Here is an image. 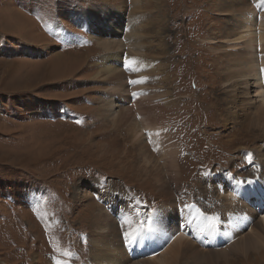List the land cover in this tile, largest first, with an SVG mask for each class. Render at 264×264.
<instances>
[{"label": "rangeland", "instance_id": "374dc122", "mask_svg": "<svg viewBox=\"0 0 264 264\" xmlns=\"http://www.w3.org/2000/svg\"><path fill=\"white\" fill-rule=\"evenodd\" d=\"M248 1L255 6L254 0ZM234 18L219 15L216 0H0V264H149L146 260L159 249L136 254L137 242L128 246L118 239V252L114 247L107 254L104 247V252L91 250L94 224L104 229L103 223L117 216L108 212L116 207L104 195H111L117 205L126 202L142 219L164 204L177 218L184 210L183 222L190 220L191 207L218 217L210 223L214 227L207 245H197L195 253L181 251L170 264H264V235L259 234L258 250H242L246 236L236 230L245 219L232 227V218L240 213L216 195L213 204L197 194L201 184L214 185L211 175L246 176L255 164L239 159L234 167L216 168L217 162L206 166L215 151L206 134L220 137V142L237 136L234 146L222 147L229 153L223 161L237 156L238 148L251 147L247 152L255 155L254 147H262L243 141V132L226 135L236 125L222 121L229 62L222 55L220 36L235 27ZM137 27L139 45L128 36ZM208 36L220 42L210 43ZM127 52L136 57V71L124 70L116 77L103 73L112 54L123 62ZM138 76H146L145 83L133 95L135 84L129 82ZM165 91L177 92L176 106L165 102ZM161 97V106L171 110L168 125L176 127L174 142L184 146L180 163L189 166L191 177L176 188L161 166L156 170L148 163L146 172L133 165L127 189L120 175L110 171L132 159L135 163L136 156L127 159L123 151L136 144L132 130L152 104L163 103ZM112 98L114 109L107 112ZM256 109L253 105L248 110L250 116ZM243 115L238 112L242 125ZM105 143L117 155L107 156L101 150ZM201 144L208 159L194 165L188 146ZM160 182L165 185L161 191ZM186 192L195 201L188 209ZM116 233L121 237L119 229Z\"/></svg>", "mask_w": 264, "mask_h": 264}, {"label": "bare ground", "instance_id": "6f19581e", "mask_svg": "<svg viewBox=\"0 0 264 264\" xmlns=\"http://www.w3.org/2000/svg\"><path fill=\"white\" fill-rule=\"evenodd\" d=\"M250 2L251 1L248 0H216V6L217 10H219V15L223 16L224 18V16L227 17L234 14V20L236 22H234L235 27L233 29L227 28L224 31L222 30L223 34L220 36L221 40H223L222 55H224L227 58L226 61L229 62L228 66L226 67V71L224 70V76L226 77V81L224 82L227 83V89L225 91L226 96L224 99V102L226 103V111L224 115L226 117L222 121L224 122L223 125L235 124L237 126V124H239L242 127H229L227 128L229 129V132L226 135H240L241 132H243L241 135L246 138L243 141L249 143L250 145L260 142L262 147H254L257 150H255V152H257L255 155H253L254 153L247 152L253 150L250 149L251 147L243 149L238 148L237 156L225 159L223 161L221 160V157L223 159L227 158V154L229 153L222 152V147L226 146L230 148L234 146V144H236L237 136H232L234 138L229 141L226 140L225 142H220V137L215 136V138H212L214 136L210 137V135L206 134V138H210V141L208 142L210 143V146L215 147L213 158L207 161L208 163L206 166L213 165V162H217L216 168L224 169L225 167H234L237 165H234V163H236V161L239 159L242 160V163L247 161H255V164L249 169L250 173L246 176L232 178L229 175L221 176L213 174L209 180L214 185L211 187L209 183L205 182L204 185L201 184L199 187L200 191L197 193L199 198L203 197L206 199V201L212 202L213 204L215 201L212 200L217 196L222 200V202L225 203V207H229L240 213L241 216L238 215L236 217L237 219L234 217L233 219L230 216L233 221L236 220L234 222H230V224H233V226L231 225L232 227L236 228L238 224H241V221H238V219H245L243 226H239L238 231L234 229L236 232L246 236V238L240 243L242 247L241 249L244 251H247V249L249 250L251 248H253V250H258L262 244L261 240L259 239V234L262 233L264 235V71H262L264 70V0H254V7L250 6ZM257 5H260V7H257ZM91 13L94 14L96 11L93 10ZM117 22L118 21H115L113 25H111V23H106V27L105 25L102 27L107 29L116 25ZM136 30L134 32H129L128 36L135 42V44H138V42L140 44V39H136V35L139 36L140 34L139 27H137ZM214 38L216 37H207V39L210 40V43L220 42L219 39L216 40ZM107 45L109 46V43L105 44L104 48H108ZM254 55H256L257 58H255V60ZM111 56V62H109V64H107L103 70V73L107 76L111 75L116 77L118 74H122V71L128 69L131 73H133L140 67L139 65L137 66L135 55L128 52L125 53L124 57H122L124 59L123 62H118L121 60L118 59L116 54H112ZM250 57L253 59L246 60V58ZM129 60L133 61V63L127 64V61ZM144 78H146V76L143 78L142 76H138V78L135 80ZM144 83L145 82L135 84V94L141 93L140 87ZM250 90L255 91V95L253 97H249L251 93ZM175 94H177V92H166L165 96L167 97V100L165 102L175 104L176 106V100H173ZM114 99L115 98H112L110 100V104L107 103V105H105L108 108H105L107 112L114 109ZM158 99L162 100L163 103L156 102L155 104H152L151 107L148 108L146 115L143 117V121L139 123L137 130H132V138L136 144H132L131 147L123 151L122 156L125 158L127 157V159L129 158L128 155L136 156L135 163L132 159V161L126 163V165H123L122 168L120 167L118 171H110L114 175H120V181L124 182V186L127 189L132 185V177H134L133 165H136L137 169L141 166L146 172L148 163L153 164L156 170H158L161 166L163 170L168 173L169 180L175 185L176 188L180 187L185 178L188 179L191 177L189 174L191 172L189 166L185 162L180 163L179 154L181 150H183L184 146H182L180 143L177 144L174 142L176 135H174L173 132L176 127L174 125H168V121L166 120L170 117L171 110L165 106H161V104H164V99H162V97ZM253 105L256 106L257 111L256 113L254 112L255 114H253V116H250L248 110ZM239 111L244 113V125L239 123L237 119ZM248 124H251L252 126H249ZM141 129L145 130V132ZM239 129L243 131H240ZM109 134H112V132ZM178 136L179 135H177V137ZM102 139H107L105 138L104 133L102 135ZM243 141L238 140V142ZM103 144L101 146V150H106L108 152L107 156L111 157L114 154L117 155V150L114 151L108 147L109 143H105V145ZM91 145L94 146V144ZM202 145L203 144L198 146L196 149H190L188 146L187 156L194 154V165L197 163L203 164V160L205 161V158H207L205 155L206 146ZM154 151H156V155L154 154ZM133 152H135V154ZM201 154H203L204 157L201 156ZM215 159L218 161H215ZM194 165H192V167ZM139 170L142 171L141 168H139ZM140 173L141 172L139 171V174ZM202 173L204 174L205 172ZM145 176L147 178V175ZM157 178V182L161 181L159 176ZM148 180L149 179H145V181ZM249 180L251 181L250 184L248 183ZM237 182L240 183L238 184ZM134 186L138 187L139 185L138 183H134ZM159 186L160 191L165 188V185L162 182H160ZM189 195L190 194L188 193V199L190 203L188 206H192L195 201H193V198H190ZM103 197L104 200L110 201L109 205L116 207L110 208V211L108 212L116 213L117 216H114L112 219H108L107 222L105 221L103 223V225H105L104 229H102L100 224H94L96 237L92 241L93 244L91 245V250L94 252L99 253V251H102V247H104L106 254L109 253L111 249L113 250L114 247L118 252L119 244L117 241L119 239L120 242H126L128 246L137 242L135 244L136 254L144 253L145 251L151 252L153 249L158 248L159 252L155 254L153 258H148L146 260V262L149 264H153L154 262L157 264H170L171 262L175 261L176 256H178L181 251L184 252V254L190 251L195 253V247H197V245H207L208 241L212 239L211 234L213 227L211 226L213 225L210 226L211 221L205 219V217H208L209 214L202 213L203 215H201V212H199V210L195 209L194 207H191L192 213H189L191 217L188 216V218L190 217V220L183 222L184 220L179 219L182 216H185L186 213H183L184 210L181 213V216L177 218L174 216L175 210L170 208V206L166 207L164 204L158 211L155 210L153 212V222H149L147 218H140L135 210L132 209L131 206L127 205L126 202H122L123 204L117 205V203H115L116 200L111 195H104ZM257 205H259L260 208L262 207L260 210H258L260 212L257 211ZM103 216L105 215L103 214ZM141 223L145 224V226L151 223V231H143L141 235ZM117 229L121 231V237H118L119 234L116 233ZM125 233H127V236H125ZM109 236L110 238H108ZM102 238H104V240L105 238L108 239L103 241ZM257 239H259V243L257 242ZM212 241L213 240H211V242ZM105 261L108 262L106 259Z\"/></svg>", "mask_w": 264, "mask_h": 264}, {"label": "snow or ice", "instance_id": "6c2138e0", "mask_svg": "<svg viewBox=\"0 0 264 264\" xmlns=\"http://www.w3.org/2000/svg\"><path fill=\"white\" fill-rule=\"evenodd\" d=\"M259 6L260 5H257V7H259ZM132 63H133V61H131V60L127 61V64H132ZM262 71H264V70H262ZM143 82H144L143 79H139V80H131L129 83L130 84H137V83H143ZM133 95H135V93ZM237 183L239 184L240 182H237ZM248 183L250 184L251 181L249 180ZM185 208L187 209V208H189V206L185 205ZM137 215H139V213H137ZM201 215H203V214L201 213ZM153 216H154V213H149L147 215V220L149 222H153ZM205 219L208 220V221H217L218 217L208 216V217H205ZM151 227H152L151 223H149L147 226H145V224L141 223V225H140V234L142 235L143 231H151ZM212 227H214V225ZM125 236H127V233H125Z\"/></svg>", "mask_w": 264, "mask_h": 264}]
</instances>
